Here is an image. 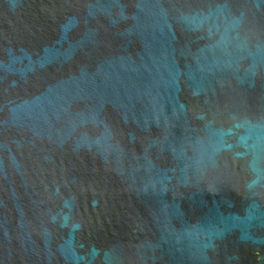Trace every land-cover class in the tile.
I'll list each match as a JSON object with an SVG mask.
<instances>
[{
    "label": "water",
    "instance_id": "95a60500",
    "mask_svg": "<svg viewBox=\"0 0 264 264\" xmlns=\"http://www.w3.org/2000/svg\"><path fill=\"white\" fill-rule=\"evenodd\" d=\"M0 264H264V0H0Z\"/></svg>",
    "mask_w": 264,
    "mask_h": 264
}]
</instances>
